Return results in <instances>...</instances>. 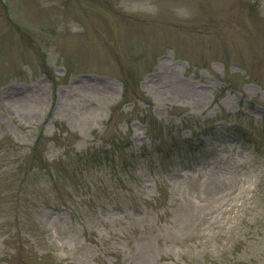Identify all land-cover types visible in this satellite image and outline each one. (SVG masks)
I'll use <instances>...</instances> for the list:
<instances>
[{
    "label": "rangeland",
    "instance_id": "rangeland-1",
    "mask_svg": "<svg viewBox=\"0 0 264 264\" xmlns=\"http://www.w3.org/2000/svg\"><path fill=\"white\" fill-rule=\"evenodd\" d=\"M0 264H264V0H0Z\"/></svg>",
    "mask_w": 264,
    "mask_h": 264
}]
</instances>
